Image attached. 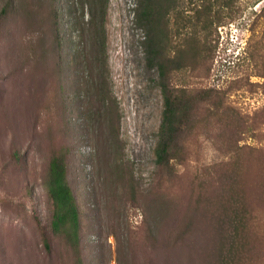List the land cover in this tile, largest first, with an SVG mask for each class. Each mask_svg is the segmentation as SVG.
Returning <instances> with one entry per match:
<instances>
[{
    "label": "rangeland",
    "instance_id": "374dc122",
    "mask_svg": "<svg viewBox=\"0 0 264 264\" xmlns=\"http://www.w3.org/2000/svg\"><path fill=\"white\" fill-rule=\"evenodd\" d=\"M146 10L0 0V264H217L238 213L234 264H264V0H153V26ZM156 48L193 101L168 165ZM61 151L77 245L51 226Z\"/></svg>",
    "mask_w": 264,
    "mask_h": 264
},
{
    "label": "trees",
    "instance_id": "16d2710c",
    "mask_svg": "<svg viewBox=\"0 0 264 264\" xmlns=\"http://www.w3.org/2000/svg\"><path fill=\"white\" fill-rule=\"evenodd\" d=\"M144 1L147 7L144 17L153 26V20L151 19L153 0ZM105 12L106 8L103 16H105ZM153 34L154 31L152 30L149 34L150 44L155 49L158 41ZM156 55L162 59V79H164L162 87L165 97V108L156 154L159 164L168 165L181 144L183 131L192 113L193 101L190 98L188 99L186 94L177 93L179 90L177 87L172 86L169 82H165L171 69L170 63L172 62L162 58L161 52L158 50L156 51ZM176 67H179V65ZM46 188L53 207L51 220L53 232L63 235L71 244L77 245L80 238V210L75 191L69 179V167L65 151L53 154L50 160ZM238 216L239 213L236 214L233 220L235 227L233 234L229 235V237L223 236L218 240L217 264H234L235 254L239 251L241 240V231H239L241 218Z\"/></svg>",
    "mask_w": 264,
    "mask_h": 264
}]
</instances>
